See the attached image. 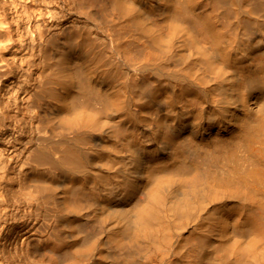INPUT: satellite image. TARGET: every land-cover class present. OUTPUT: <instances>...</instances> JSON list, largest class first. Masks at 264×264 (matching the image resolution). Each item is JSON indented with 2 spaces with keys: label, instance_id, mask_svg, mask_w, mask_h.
<instances>
[{
  "label": "bare ground",
  "instance_id": "1",
  "mask_svg": "<svg viewBox=\"0 0 264 264\" xmlns=\"http://www.w3.org/2000/svg\"><path fill=\"white\" fill-rule=\"evenodd\" d=\"M155 263L264 264V0H0V264Z\"/></svg>",
  "mask_w": 264,
  "mask_h": 264
},
{
  "label": "rangeland",
  "instance_id": "2",
  "mask_svg": "<svg viewBox=\"0 0 264 264\" xmlns=\"http://www.w3.org/2000/svg\"><path fill=\"white\" fill-rule=\"evenodd\" d=\"M234 226L233 225H231L230 227H229V230H231L232 228H233ZM232 236H233V234H230L229 233V235L227 236L229 239H232ZM172 259H177V255H171L170 256ZM156 264V263H155Z\"/></svg>",
  "mask_w": 264,
  "mask_h": 264
}]
</instances>
